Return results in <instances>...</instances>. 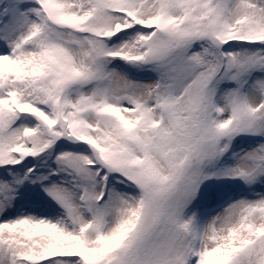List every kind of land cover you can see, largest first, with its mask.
Here are the masks:
<instances>
[{
	"label": "snow or ice",
	"instance_id": "obj_1",
	"mask_svg": "<svg viewBox=\"0 0 264 264\" xmlns=\"http://www.w3.org/2000/svg\"><path fill=\"white\" fill-rule=\"evenodd\" d=\"M0 264H264V0H0Z\"/></svg>",
	"mask_w": 264,
	"mask_h": 264
}]
</instances>
